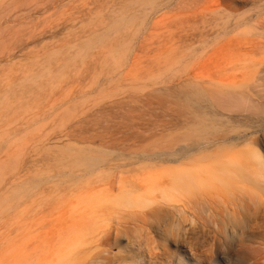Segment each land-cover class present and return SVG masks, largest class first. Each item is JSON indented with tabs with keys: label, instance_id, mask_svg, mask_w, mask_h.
Instances as JSON below:
<instances>
[{
	"label": "rangeland",
	"instance_id": "rangeland-1",
	"mask_svg": "<svg viewBox=\"0 0 264 264\" xmlns=\"http://www.w3.org/2000/svg\"><path fill=\"white\" fill-rule=\"evenodd\" d=\"M214 100V136L230 149L168 161ZM252 108L264 111V0H0V264L264 258V184L221 173L236 157L264 177V112ZM100 154L114 161L99 181L63 178L77 155ZM183 169L191 191L172 189ZM122 188L155 203L111 211ZM101 220L107 254L80 240ZM213 240L218 251L201 261ZM148 251L160 258L146 262Z\"/></svg>",
	"mask_w": 264,
	"mask_h": 264
},
{
	"label": "bare ground",
	"instance_id": "bare-ground-1",
	"mask_svg": "<svg viewBox=\"0 0 264 264\" xmlns=\"http://www.w3.org/2000/svg\"><path fill=\"white\" fill-rule=\"evenodd\" d=\"M216 93L218 94L221 92H216ZM225 94L229 95L227 93H225ZM221 95H223V94L221 93ZM218 96H220V95H218ZM217 98L221 99V97H217ZM224 98H225V96H224ZM209 99L210 98H208V100ZM238 99H239V97H238ZM243 100H246V99L239 100L241 105L238 106V109L241 110V112L245 111V108L247 106V104L245 105V103H248V101H244L245 103L241 102ZM220 102H221V100H220ZM227 102H229V101H227ZM239 102H236V104H234V105L236 106L237 103H239ZM211 103H209L210 104V110L209 111L204 112V113L200 112L197 114L196 119L199 121L192 127V134H194V136L196 137L193 144L187 148H182L180 153L165 155L167 158H169V159H167L168 161L178 162L181 159L184 161L189 156V153L193 150H195L197 152L199 151L201 156H205V155H208L209 153H206V150L204 148H210V147L216 148L217 147L218 148L217 150L221 151V153L223 150L225 151V149H230V147L224 148L225 139L227 137L226 135H222L220 137L214 136V134H220V133H218L219 132L218 130L222 129L221 128L222 125H220L221 117H218L214 112H212L213 109H216L213 105V104H215V100L212 104ZM226 103L223 101L222 104L224 106L225 105L228 106ZM242 104H244V105H242ZM241 106L243 108H240ZM244 106H245V108H244ZM251 107H252V105H251ZM251 107H250V109H251ZM198 109L201 110L203 108H202V106H199ZM233 110L238 112L237 109H235V108ZM256 110L253 109L252 111L257 113L258 111H256ZM252 111H250V112L252 113ZM255 113H252V114L254 115ZM257 114H260V113L258 112ZM257 116H259V115H257ZM261 116H263V115H261ZM254 117H256V116L254 115ZM6 136H8V135H6ZM209 136H212V138H206ZM3 138H4V136L1 138L0 141H2ZM184 144H185V142H184ZM224 156H228V155L225 154ZM215 160H217V159H215ZM113 161L114 160H112V159H106L105 157H103V154L102 155L101 154L100 155H88L85 157H81V156L77 155V157L75 158V160L73 161V164H72L73 169H75V172L70 173L68 175H65L63 178H67V180L69 182H72L74 184L82 183L85 186L86 185L90 186L93 183L92 182L91 184H89L91 179L94 178L95 181H99L100 178L102 177V175L111 171ZM211 162L214 163L215 161L213 160ZM217 162H219V161H217ZM69 163H71V162H69ZM181 165H182V163H181ZM186 167H188V166H186ZM80 168H82V169H80ZM221 173L233 181L236 180V181L243 183L244 181H249V179L252 178V179L259 181L260 183L264 184L263 171L261 169V165L258 162H254V164L252 165V164H250V162L242 160V158L233 157V158H230L227 162H225L223 164L222 169H221ZM196 180L197 179L193 173H190V171L183 169L179 175H176L175 180L172 183V185L174 186L172 189L173 190L186 189V190L191 191V189H194V186H196V183H197ZM96 183H99V182H95V184ZM27 190L28 189H22V192L26 193ZM80 191H83V190H80ZM111 193H113V191ZM86 194H88V193H86ZM163 194H164V197H163L164 203H172L174 201L173 196L168 195L166 192H164ZM188 194H189V192H188ZM74 197H75V195H74ZM97 197H100V196L98 195ZM98 200H99V198H98ZM108 201L111 203V206H110L111 211L117 210L118 208L139 209L140 211H144L145 209L150 208L155 203V200H153L152 198L147 196L145 194V191H143V189L136 190L134 188H129V189L122 188V192H120L119 195H117L115 197H110V199H108ZM142 215L145 216L146 214H142ZM213 218H214V216H213ZM101 219H103V218H101ZM105 223H106L105 220H101L99 222L89 221L88 224H83V226H82V230H85V232H86V234H84L82 239H80L82 244H85V243L90 242L92 240L94 242V248H96L97 250L102 248V250L99 251L98 254L100 252L102 254H107L108 252L105 249L110 246V240L107 239L108 233L103 228L105 226ZM218 247H219V241L213 240L210 244L207 245V250H205L204 252H199V254L201 253L200 255L198 254V250L195 248H191V251H194L193 253L196 255L198 254L200 256L201 261H207V260H211L212 253H214V251H218ZM261 256H262V254L256 255L254 257H253V255H251L250 257H253V258H250V260H251L250 263L251 264H264V258ZM159 258H160L159 254L157 255V254H154L153 251H148L147 259L145 258V260H147L146 262H152L154 260H158ZM223 259H226V257H223ZM140 260H142V259H140ZM226 262L228 263L229 261H226Z\"/></svg>",
	"mask_w": 264,
	"mask_h": 264
}]
</instances>
